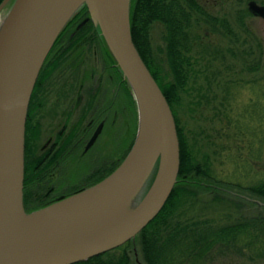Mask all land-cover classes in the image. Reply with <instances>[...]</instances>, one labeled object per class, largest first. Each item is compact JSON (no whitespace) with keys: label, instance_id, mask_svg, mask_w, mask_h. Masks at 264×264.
I'll list each match as a JSON object with an SVG mask.
<instances>
[{"label":"water","instance_id":"1","mask_svg":"<svg viewBox=\"0 0 264 264\" xmlns=\"http://www.w3.org/2000/svg\"><path fill=\"white\" fill-rule=\"evenodd\" d=\"M130 3L131 0H14L3 19L0 264H72L112 250L135 237L158 214L175 186L179 169L176 124L166 97L133 43ZM83 5L135 97L137 133L128 153L109 174L26 213L24 133L30 96L55 39ZM247 5L254 16L264 20V4L249 0ZM100 130L99 124L86 147ZM149 177L137 203L126 209L123 217L111 221L110 213Z\"/></svg>","mask_w":264,"mask_h":264},{"label":"rangeland","instance_id":"2","mask_svg":"<svg viewBox=\"0 0 264 264\" xmlns=\"http://www.w3.org/2000/svg\"><path fill=\"white\" fill-rule=\"evenodd\" d=\"M5 1H0V5L5 2L0 8V20L6 15L14 0ZM202 1L210 13L228 19L229 26L236 36L226 34L227 31L224 29L213 33L208 25L195 29L197 37L194 40V70L189 73L184 88L179 92L180 99L176 111L179 125L187 135L197 161L204 162L207 157L208 164L214 168L217 177L232 181L235 164L232 161L233 156L231 158L229 156L234 151L241 152L244 142L251 134L249 129L247 133L237 130L236 121L246 108L252 107L250 105L253 101L256 103L257 99V104L264 108V20L248 11L249 0ZM254 1L264 4V0ZM85 8L87 10V6ZM244 10L249 14H245ZM88 17V11L83 13L79 10L65 26L69 23L86 22V28L93 29L96 34L93 38L96 39L95 44L91 43L81 56L83 59L81 71L86 74L83 89H87L86 95L90 100L89 119L99 117L98 114H101L104 106L108 119L94 148L83 152L82 144H85L88 137L79 133L77 140L83 141L80 143L82 146L76 148L80 145L76 141L69 157L65 155L58 159L53 166L42 172L37 183L32 182L23 189V206L26 213L87 187L112 171L130 150L137 133L138 110L135 97L116 67L115 60L99 30L94 27V22L90 18L87 19ZM161 30L160 24L153 23L150 36L153 63L156 67L159 66L162 74H165L168 67L163 59L165 58L163 51L159 50L164 45ZM71 60L74 65L80 57L74 56ZM66 66L67 63L63 69L53 74L49 83L46 82L45 105L39 110V113L45 115L40 116L43 135L36 136L33 130L32 134H26L24 153L30 151L31 155L42 156L46 147H50L51 142L47 141L49 135L54 133L50 121L52 124L55 121L66 122L65 132L70 129L69 124H75L74 130L79 131L87 123L88 118H79L78 112L67 118L62 113L57 115L64 107L56 104L57 100H54L53 113H46L48 108L45 107L53 103L48 84L54 89L58 88L55 98H61L64 92L68 91V85L61 84L71 68L68 69ZM81 71L76 68L72 72L73 75L77 72L74 78L75 91L78 89L77 82ZM97 91L103 99L94 104L93 92L97 94ZM76 99L77 97H71L70 100L67 98L66 102L76 104ZM30 111L28 107L27 129L33 127L36 120V114H30ZM253 122V125L257 124L256 121ZM253 125L251 127H255ZM262 127L264 129V125ZM244 157L247 159L246 155ZM246 163L250 168L249 170L245 168L247 173L242 183L248 187L251 173L255 169L263 168L264 160L247 159ZM193 178L196 186L189 187L193 194L186 193L180 198L175 210L176 217L209 219L219 223L242 215L264 213V198L246 188L226 181L212 180L213 184L208 183L209 179L201 175ZM127 249L130 264H145L138 236L129 240ZM222 264H264V259L249 262L232 256L224 259Z\"/></svg>","mask_w":264,"mask_h":264},{"label":"trees","instance_id":"3","mask_svg":"<svg viewBox=\"0 0 264 264\" xmlns=\"http://www.w3.org/2000/svg\"><path fill=\"white\" fill-rule=\"evenodd\" d=\"M204 6L202 0H131L133 43L166 97L174 116L179 142V169L175 186L162 209L137 235L145 264H222L224 259L232 256L249 262L264 259V213L242 215L219 223L209 219H182L175 215L177 203L183 194H193L189 187L196 186L193 176L198 175L208 178V183L213 184L212 180L226 181L264 198V166L251 173L250 186L242 183L247 173L245 168H250L247 159L264 160V108L257 104L258 99L239 116V122L236 121L237 130L247 133L249 129L251 134L244 142L243 150L234 151L229 156H233L235 164L232 181L217 177L207 157L204 162L197 161L189 139L179 125L176 105L180 90L194 70L195 29L208 25L213 33L224 29L226 34L236 36L226 17L212 14ZM85 7L83 5L79 10L87 12ZM244 12L249 14L248 11ZM155 22L162 27L164 45L159 50L163 51V59L168 67L165 74L153 63L150 30ZM253 121L257 124L253 125ZM34 174L41 177L40 170ZM34 174L32 167L25 163L24 188L31 184ZM128 243L72 264H130Z\"/></svg>","mask_w":264,"mask_h":264},{"label":"flooded vegetation","instance_id":"4","mask_svg":"<svg viewBox=\"0 0 264 264\" xmlns=\"http://www.w3.org/2000/svg\"><path fill=\"white\" fill-rule=\"evenodd\" d=\"M87 24L85 23H69L63 29L60 31L59 35L55 39L51 49L49 50V53L47 54L45 61L39 71V74L37 76V79L35 81L33 91H32V99H30L31 102H29V110L30 114H36V120L33 124L34 126L25 129V138L26 134L33 133L37 135H43L42 133V125H41V115L44 114L39 113V110H41L45 105V99H46V85L49 83L51 77L55 72L58 70L63 69L64 64L67 63L66 68H70L67 72V75L64 79V81L61 84H67L68 85V91L64 92L63 96L61 98L56 97L57 89H54L51 87V85L48 84L49 93L51 98L53 99V103L49 106L47 105L45 108H48L47 112L53 113V106H54V100L56 101V104H59L63 109L57 114L60 115L61 113L65 115V117H69V115H74L75 112H78V117L88 118L87 123L81 127V130L77 131L74 128L76 127L75 124H69L70 129L65 132L66 129V122H55L50 121V125H52L53 128V135H49V140L47 138V143L51 142L50 147H46V150L42 156L37 155H31L30 151H27L24 155V161L27 163L28 166L32 167L33 174L36 173L38 170H40V175H42L45 170H47L49 167L53 166V164L60 159L61 157H64L67 155L69 157L70 152L75 148L74 144L75 142L77 144H82L83 141L77 140L79 137V133L83 135L84 137H88L85 144H82L84 146L83 152L86 153V151L91 150L94 148L97 144L98 137L102 134L104 124L107 121L108 117L106 116L105 112V106L102 109L101 114H98L99 117H93L89 119V103L90 100L88 99V95H86V90L83 89L84 86V79L86 77V74L82 69V63L83 59H81V56L83 53H85L90 46L91 43L95 44L94 41L96 39H93L96 34L93 32V29L88 30L86 28ZM95 28H97L94 25ZM86 28V29H85ZM95 31V29H94ZM87 48V49H86ZM78 56L80 57V60L75 62L73 65V61L71 60V57ZM69 63V64H68ZM62 67V68H61ZM78 69V71H81L80 78L78 79L77 85L78 89L75 91L74 86L76 85V80L74 79L76 76V73L74 75L72 72H74V69ZM47 82V83H46ZM82 89V90H81ZM85 90V91H84ZM46 91V92H45ZM93 101L94 104L99 103L103 98L100 97V92L97 91V94L93 92ZM71 97H77L76 104L75 103H67L66 99ZM105 98V97H104ZM60 100V101H59ZM38 112V113H34ZM115 113V112H114ZM85 115V116H84ZM45 116V115H44ZM95 118V119H94ZM99 118L98 120H96ZM77 125H82V123H76ZM101 125L100 133L95 138L94 142L89 146L86 147L87 142L89 138L91 137L92 133L95 131V129ZM78 126V127H79ZM83 131V132H82ZM78 135V136H77ZM46 144V143H45ZM76 146V148H80L82 145ZM30 150V147H28ZM50 151V152H49ZM53 159V160H52ZM51 160V161H50ZM48 162H50L48 164ZM99 168V167H98ZM103 168V167H102ZM32 182L37 183L38 177L34 174L32 179ZM31 182V183H32Z\"/></svg>","mask_w":264,"mask_h":264},{"label":"bare ground","instance_id":"5","mask_svg":"<svg viewBox=\"0 0 264 264\" xmlns=\"http://www.w3.org/2000/svg\"><path fill=\"white\" fill-rule=\"evenodd\" d=\"M81 7H79L78 9H80ZM4 17H5V15H4ZM4 17H2V19L0 20V28L2 26ZM149 179H150V177L148 179H145L144 182H141L133 190V192L129 195V197H127V199L116 210H114L110 213L109 219L111 221H116V220L120 219L121 217H123L125 215L126 209H130L131 207H133L137 203V201L140 198V196L142 195V193L146 190V187L149 184ZM140 193H141V195H140Z\"/></svg>","mask_w":264,"mask_h":264}]
</instances>
